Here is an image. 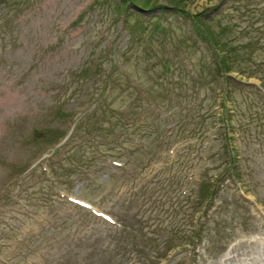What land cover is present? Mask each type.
<instances>
[{
  "label": "rangeland",
  "instance_id": "374dc122",
  "mask_svg": "<svg viewBox=\"0 0 264 264\" xmlns=\"http://www.w3.org/2000/svg\"><path fill=\"white\" fill-rule=\"evenodd\" d=\"M153 1L0 0V264H264V0Z\"/></svg>",
  "mask_w": 264,
  "mask_h": 264
},
{
  "label": "trees",
  "instance_id": "16d2710c",
  "mask_svg": "<svg viewBox=\"0 0 264 264\" xmlns=\"http://www.w3.org/2000/svg\"><path fill=\"white\" fill-rule=\"evenodd\" d=\"M122 2L121 7L125 6V4L130 3L132 6H135L138 10H151L157 7L156 3L153 0H119ZM171 7H173L176 10L181 11L183 14V9L178 6V3L173 1L170 2ZM119 9L116 5L114 6L115 10H118V14H122L123 9ZM159 9L164 10V6L160 7ZM202 17H204V13H195L191 16L192 20V29L195 33V36L203 41L207 49L209 50L210 59L212 60L213 64H216L217 66H221L224 71H228L231 69V62L232 58L228 51V49L225 46V43L221 37H218L213 30H211L203 21ZM210 61V60H209ZM107 76L108 73L106 74Z\"/></svg>",
  "mask_w": 264,
  "mask_h": 264
},
{
  "label": "bare ground",
  "instance_id": "6f19581e",
  "mask_svg": "<svg viewBox=\"0 0 264 264\" xmlns=\"http://www.w3.org/2000/svg\"><path fill=\"white\" fill-rule=\"evenodd\" d=\"M256 170H258V168H254V167L252 168L253 172H255ZM228 259H229V257H227L225 261H228Z\"/></svg>",
  "mask_w": 264,
  "mask_h": 264
}]
</instances>
